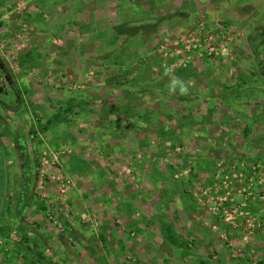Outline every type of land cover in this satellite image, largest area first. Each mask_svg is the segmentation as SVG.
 <instances>
[{
  "label": "rangeland",
  "instance_id": "1",
  "mask_svg": "<svg viewBox=\"0 0 264 264\" xmlns=\"http://www.w3.org/2000/svg\"><path fill=\"white\" fill-rule=\"evenodd\" d=\"M36 1L0 0V264H264V0Z\"/></svg>",
  "mask_w": 264,
  "mask_h": 264
},
{
  "label": "crops",
  "instance_id": "2",
  "mask_svg": "<svg viewBox=\"0 0 264 264\" xmlns=\"http://www.w3.org/2000/svg\"><path fill=\"white\" fill-rule=\"evenodd\" d=\"M231 1V0H230ZM229 1V2H230ZM234 1V0H233ZM37 2V4H39V0H37L36 1ZM58 2H52V0H46V1H43V2H41L40 4H39V6H43V7H50V6H57L58 4H57ZM227 3V2H226ZM230 3H232V1L230 2ZM59 6H60V3H59ZM71 6H73L72 5V3H71ZM110 95V94H109ZM193 99H191V101H192ZM197 104V103H196ZM201 116V115H200ZM198 117V116H197ZM190 120H192V118H185L184 119V121L183 122H188V121H190ZM105 126H102V128L100 129L101 131H103V133L102 134H104V135H108V134H112L114 137L116 136L117 138H118V140L117 141H115L116 142V145H114V149H113V156L115 155V159H114V161L116 160L117 161V165H118V171H117V174L116 175H114L113 176V182H114V184H116V183H118V188H119V190H118V192L116 191L115 193H114V196H115V198H116V202H115V204H114V207H113V210L116 212V210H115V208H117V204H118V207H119V210L120 209H123L124 208V206H126V208L129 210L128 212L130 213V214H132L133 212H135V204H134V202H133V199H135V198H137V196H136V192H131L130 191V189L131 188H128L129 190H126L124 187H122L121 185H123L122 183H123V179H122V177H121V172H120V166L123 164L124 165V163H128V164H125V165H129V167H127V166H125L128 170H132V173L131 172H129L128 174H129V176H133V173H135L136 171H137V169H138V171H140L141 173H143L142 172V170H141V168H143V166L144 165H146L147 163H148V160H146L144 157H145V152H146V150L145 149H149V146H147V144H146V148L144 149V150H142L140 147H143L142 146V142L141 141H130V139L128 140V137H127V135L129 136V134H127V133H125V131L127 130V129H121L119 126H116V125H114L113 126V129L111 128V129H109L108 128V130L106 129V128H104ZM119 127V128H118ZM195 128V130H196V135H199V136H201V134H200V131H201V129L202 128H200V126H199V123H198V127H194ZM186 133V131H185V129H183L182 130V134H185ZM180 136H182V135H180ZM128 140V141H127ZM120 143H119V142ZM123 141H125V142H129V147H128V150L125 148V147H127V145H125V144H123L124 142ZM144 141L146 142L147 140L144 138ZM183 141V140H182ZM148 142V141H147ZM237 144L236 143H226V145H222V146H218V145H213L212 147H211V149L212 148H214V150L212 149V151L214 152V153H216L218 156H220V157H222L224 160H227V161H238L239 159L241 160L243 157H245V156H247V155H249V154H246V155H244L245 153L243 152V149H242V147H240V148H238V146H236ZM134 147V148H133ZM137 147V148H136ZM144 147H145V145H144ZM135 149V150H134ZM211 149H205V148H203V150L201 151V155H203V156H205V155H207V154H209V152L207 151V150H210L211 151ZM107 151V150H106ZM103 152H105V151H103ZM198 153H199V151H198ZM141 156H143V158H141ZM118 157V158H117ZM249 157H252V155L251 156H249ZM239 160V161H240ZM150 166V165H149ZM144 171V170H143ZM146 173V172H145ZM150 175V174H149ZM143 181H149V179L147 178V176L145 177V178H141ZM100 183H102V182H100ZM100 183H98L97 182V184H100ZM98 187H99V185H98ZM121 187V188H120ZM147 191V190H146ZM89 198V200L91 199L90 197H88ZM149 198V194H147V193H145V195H144V197H143V199H144V202L147 200ZM71 199H76V198H71ZM78 199V198H77ZM92 200L93 199H91L89 202L87 201V205L85 206V207H83L85 210H88V208L90 209V204H91V202H92ZM146 203V202H145ZM82 204H84V203H82ZM104 204V203H103ZM144 205V204H143ZM104 209V208H103ZM91 210V209H90ZM113 211V212H114ZM118 213H121V214H123L121 211H119ZM130 214L128 215H124L125 216V219H124V221H125V225H127L128 226V229H130L131 231H133V229H136V232H140L141 230H138L140 227L139 226H135V221H140V219H135V217H134V215L132 216V218L131 219H129V216H130ZM136 214V213H135ZM139 223V222H138ZM73 225H74V227L72 228L71 226H69V228H71L70 230H72V232L75 234H71L72 236H77L78 237V239L79 238H82V239H84V236L82 235V230L79 228V224L77 223V222H75V223H72ZM70 225V224H69ZM195 226V224H193V227ZM139 227V228H138ZM198 227V226H197ZM147 229V228H146ZM221 229H223L228 235H230V236H232V237H234L235 238V240H236V242L237 243H239V239H240V234H238L237 232H235V230H233L234 231V234L233 233H231V229L230 228H228L227 226H226V228L225 227H222ZM150 230V229H149ZM199 230H200V228H199ZM150 231H148V233H149ZM213 237V238H212ZM210 236V241L211 242H213L214 241V243H211V245H214V248H215V252L216 253H221V250H218V246L219 247H222L221 246V244H223V243H219L218 241H217V238L213 235V236ZM260 239V238H259ZM260 242H261V239H260ZM262 242H263V240H262ZM82 244V243H81ZM142 245V244H141ZM210 245V244H209ZM213 246H211V248H212ZM220 249V248H219ZM220 251V252H219ZM186 252V251H185ZM185 252H182V254H180L179 256H178V259H180V261H182V260H184L185 258H184V255L186 256V253ZM258 252H259V250H258ZM67 255V254H66ZM221 255V254H220ZM218 256H219V254H218ZM72 258V256H68V259H71ZM126 258H127V256H126ZM217 258V257H216ZM60 259H58V261H59ZM201 259L198 257V262L200 261ZM231 260V264H236L237 262H240L239 260H237V259H232V255H227V259H225L224 257H219V262H220V264H223V262H227L228 263V261H230ZM58 261H56V262H53L52 264H56ZM262 261H263V258H262ZM264 262V261H263ZM199 263H201L202 264V262H199ZM198 263V264H199ZM209 264L211 263V264H214V263H212L211 261H209L208 262Z\"/></svg>",
  "mask_w": 264,
  "mask_h": 264
},
{
  "label": "trees",
  "instance_id": "3",
  "mask_svg": "<svg viewBox=\"0 0 264 264\" xmlns=\"http://www.w3.org/2000/svg\"><path fill=\"white\" fill-rule=\"evenodd\" d=\"M136 29H137L136 31H139L140 27H136ZM121 33H122V32H121ZM134 33H135V32H134ZM58 117H60V115H59V116H56V119H58ZM48 123L50 124V122H48ZM44 129H46V127H44ZM167 230H168V231H167V233L165 234V235H166V237H165L166 240H167V239H169V240H170V239H173L172 236H171V235H172V232H170L169 229H167Z\"/></svg>",
  "mask_w": 264,
  "mask_h": 264
},
{
  "label": "built area",
  "instance_id": "4",
  "mask_svg": "<svg viewBox=\"0 0 264 264\" xmlns=\"http://www.w3.org/2000/svg\"><path fill=\"white\" fill-rule=\"evenodd\" d=\"M55 158H56V157L54 156V159H55ZM240 175H241V174H240ZM68 183H70L69 179H65L64 183H63V182L61 183V186L64 187L65 184H68Z\"/></svg>",
  "mask_w": 264,
  "mask_h": 264
}]
</instances>
